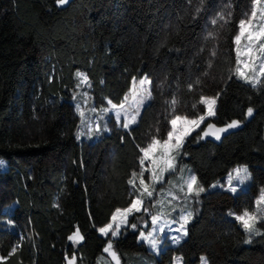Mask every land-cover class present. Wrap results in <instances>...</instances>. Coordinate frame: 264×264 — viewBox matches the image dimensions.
Returning <instances> with one entry per match:
<instances>
[{
	"label": "trees",
	"instance_id": "trees-1",
	"mask_svg": "<svg viewBox=\"0 0 264 264\" xmlns=\"http://www.w3.org/2000/svg\"><path fill=\"white\" fill-rule=\"evenodd\" d=\"M253 3L0 0V264H97L109 241L99 228L139 194L129 181L142 171L141 149L164 141L174 116H204V97L217 99L215 115L180 157L204 191L191 200L186 239L160 262L264 264V219L249 239L232 215L254 212L264 186V74L257 86L238 76L235 41ZM78 71L98 108L121 104L133 78L148 75L152 98L138 123L82 140ZM233 121L240 126L219 141L204 135ZM240 166L252 175L247 190L210 189ZM149 217L131 216L136 229L112 240L121 264L153 260L139 242ZM77 229L84 239L69 240Z\"/></svg>",
	"mask_w": 264,
	"mask_h": 264
},
{
	"label": "rangeland",
	"instance_id": "rangeland-1",
	"mask_svg": "<svg viewBox=\"0 0 264 264\" xmlns=\"http://www.w3.org/2000/svg\"><path fill=\"white\" fill-rule=\"evenodd\" d=\"M253 9H255L257 13L255 18L251 16ZM262 10H264V0H261V3L259 5L253 3V7L250 14L245 19H243L245 21L251 20L252 27L247 29L244 35H241L239 29L237 35H241V39L239 42H236L238 69L242 70L248 77V79L240 77L239 75L238 76L245 82H248L254 86H257L260 83V80L264 74V72L261 71V68L264 67V52H261L259 50V46L261 43H264V40L258 42H250L247 38V31L258 32L261 28H264V11ZM249 49H251L250 54H246L249 53ZM245 65H247V67H245ZM78 73L83 74V76H78L79 86L76 95L77 109L81 116V127L79 130V136L82 140L97 139L103 133H110L114 127H119L125 130V128H123V124L126 122V119H131L132 115H136L134 108H138L139 114L136 116V122L130 124L129 128L133 125H136L140 119L143 109L148 105L152 98V81L148 77V75H144L141 78L147 77V79L151 81L150 85L146 84V91L142 93L141 86L139 85V80L141 78L137 80L135 96L131 87L129 93L127 94V100H125V98L123 100L124 110H122L121 119L118 124L114 118L113 112L106 110L111 109L112 104H120L111 103L102 108L96 107L92 103L88 92L90 83L87 75L83 71H78ZM84 77L87 78L86 81L84 80ZM148 93H150V96L147 99H144L141 104H137V101L141 99V95L143 94L147 96ZM204 98H209L215 101V103L212 104V111L215 113L217 99L212 97ZM202 101L205 103L208 112L207 102L204 99H202ZM124 111H127L129 113L127 118L123 114ZM207 112L204 115V121L201 122L200 126L194 131H192L190 135L198 131L207 118L213 117L215 115L214 114L213 116H208ZM183 118L185 117H182L181 121H179L175 126V131L177 133H179V131L185 126ZM198 119L199 118H196L195 120ZM97 125H99V128H97ZM227 125L220 127L214 125V127L211 129L207 127L205 131L208 132V137L219 141L225 133L238 128L240 126V123L235 128L228 129L225 132H218L217 135L219 136V139H217L215 135H212V133L217 132L218 129L226 128ZM171 131H173L172 125ZM190 135L184 138L179 151L173 150L171 152V163L173 165L172 169H168L167 166L163 163L165 159H168V156L165 155L161 146H157L156 150L150 153L147 159H144V164L142 166L141 171V173L143 172V176H141L140 173L137 177L133 179L134 185L138 188L139 191L137 197H139L142 201L140 210L134 211L133 213L128 215L126 225L121 223L119 217L115 222H113L111 219L110 223H113V229L116 228L117 224H120V231L116 236H113L111 231L108 233V235L100 233L102 236L108 238L109 241H111L112 248L109 249V251L107 252L104 251V253L99 256L97 264H117V261L119 262V264H121L119 255L113 247L112 240L118 238L122 229L130 225L129 219L131 218V216L135 215L136 213H141L144 210H146V212L150 214L148 221L149 225L148 227H146V222L141 223L143 229L140 231V233H143V237L139 235V242H145L147 244L148 249L153 252V260L143 259V264H183L181 256H175L172 260V263H162L160 261L162 260V252L165 251L167 247H175L180 242L186 239L187 235H183L181 225H183V228L187 231V224L191 221L193 217V212L190 206L191 200L193 198V195H197L202 192L200 191L202 187L198 183L192 168L187 163L180 161L182 147L186 139ZM162 143L163 141H161V144ZM173 143H175V140H173ZM153 159L157 161L155 165L152 163ZM0 165L4 166L5 163L3 161H0ZM193 177H195L196 183L193 185V190L190 192L188 185L191 183ZM141 178L143 179L144 184L147 185L148 191L152 193L151 197H148L146 194H144V185L140 183ZM241 181H243V183H241ZM251 183L252 175L249 168L247 166H240L235 168L223 180L215 182L210 187V189L225 190L232 192L231 188H235L236 191L232 193H238L239 191L247 190ZM261 196H264V186L261 190L258 199ZM189 213L191 215L185 223L182 217L189 216ZM244 213L245 212L241 214L232 213V215L237 218L238 216H241ZM248 213L251 216L255 217V219L250 221L253 224L254 233L256 230L257 220L264 219V201H261L259 204L256 201L255 211ZM152 217H156V220L153 221ZM247 233L248 238L250 239L252 234L250 235L248 231ZM173 238L179 239V243H175ZM150 240H154L156 242V248L152 247V245L149 243ZM108 242L105 248L107 247ZM113 252L115 253V257L113 256ZM199 264H208L207 257L202 256Z\"/></svg>",
	"mask_w": 264,
	"mask_h": 264
},
{
	"label": "snow or ice",
	"instance_id": "snow-or-ice-1",
	"mask_svg": "<svg viewBox=\"0 0 264 264\" xmlns=\"http://www.w3.org/2000/svg\"><path fill=\"white\" fill-rule=\"evenodd\" d=\"M57 2L60 5H64L68 2V0H57ZM261 3V0H254V4L259 5ZM264 11V10H262ZM257 15L256 10L253 9L251 16L253 18H255ZM212 23H216L215 20L212 21ZM252 24H251V20L249 21H245V20H240L239 21V29H240V33L241 35H244L246 30L251 28ZM241 35H237L235 37L236 42H239L241 39ZM247 38L250 42H258L261 40H264V28H261L258 32H253V31H247ZM259 50L261 52H264V43H261L259 46ZM251 49H249V53L246 54H250ZM245 67H247V65H245ZM261 71L264 72V67L261 68ZM237 73L240 77H243L245 79H248V77L245 75V73L240 70L237 69ZM78 76H83V74L81 73H77ZM84 80L86 81L87 78L84 77ZM151 81H149L147 79V77L141 78L139 80V85L141 86V92H145V85L149 84L150 85ZM132 90H133V94L135 96V90H136V81L135 78H133V86H132ZM150 96V93H148L147 96L145 95H141V99L139 101H137V104H141L143 102L144 99H147ZM207 104H208V112L207 115L208 116H213L215 113L212 111V104L215 103L214 100L209 99V98H203ZM125 100H127V96L125 97ZM109 104H111V101L108 102ZM122 110H124V103L122 102L120 105H111V109L106 110V111H112L115 120L117 121V123L119 124V121L121 119V113ZM134 111L136 112V115H132L131 119H126V122L123 124V128L128 129L130 124H133L136 122V116L139 114L138 108H134ZM248 115L250 116L252 114V109L249 108L248 110ZM124 116L127 118L129 113L127 111L123 112ZM182 117H180L179 115L175 116L173 119H171L170 123L173 127V131H169L167 133V138L163 141V143L161 144L160 140L157 139H153L152 143L149 144L147 147L141 149V151L144 153V158H142L140 160V164L143 165L144 164V159H147L149 157V154L154 152L157 148V146H161L163 148V151L165 153L166 156H168V159H165L163 161V163L167 166L168 169H172L173 165L171 163V152L173 150L179 151V149L182 146V142L184 140L185 137H187L188 135H190V133L192 131H194L196 128H198L200 126V123L204 121L205 117L204 116H200L198 120H189L186 117L183 118L184 120V124L185 126L179 131V133H177L175 131V126L177 125V123L179 121H181ZM239 124V121H233L232 123L228 124L226 126V128H221L218 129L217 132L212 133V135H215L217 139H219V136L217 135L218 132H225L228 129H232L237 127ZM207 127L209 129L213 128L214 125L212 124H208ZM97 128H99V125H97ZM204 135L207 136L208 132L205 131ZM173 140H175V143H173ZM152 163L155 165L157 163V161L155 159L152 160ZM239 171V170H238ZM133 176H135V173H133ZM141 176H143V172L141 173ZM140 183L142 185H144V194H146L148 197L152 196V193L148 191L147 189V185L144 184L143 179L141 178ZM196 183V179L195 177L192 178L191 183L188 185L189 191L191 192L193 190V185ZM241 183H243V181H241ZM129 184L134 185V180H130ZM200 191H204L203 188L200 189ZM232 192H235L236 189L235 188H231ZM261 201H264V196H261L258 200L257 203L259 204ZM142 204V201L139 197L135 198L132 200L131 204L129 207L121 210V209H116L115 213L112 215L111 219L113 222L117 221V218H120V221L122 224H127V217L129 214L133 213L134 211H139L140 210V206ZM190 213L189 216H185L182 217V219L185 221V223L187 222L188 218L190 217ZM247 217V218H246ZM238 220L243 222V227L244 229H246L249 234L251 235L254 231L253 229V224L250 222L251 220L255 219V217L251 216L248 212H245L243 215L238 216L237 217ZM152 220L155 221L156 217H152ZM130 227L132 229H136L137 225L136 224H132L130 225ZM181 230L183 232V235H187V231L186 229L183 228V225H181ZM112 232L113 236H116L119 231H120V224L116 225V228L113 229V223H108L106 224L104 227L99 228V232L104 234V235H108L109 232ZM140 235L143 237V233H140ZM69 240H76L77 242L81 241L84 239L83 236L79 235V229L76 230V232L68 237ZM175 243H179V239L173 238ZM149 243L152 245L153 248H156V242L154 240H150ZM112 248V244L111 241L108 242L107 247L104 249L105 252L109 251V249ZM113 256L115 257V253L113 252ZM74 259H68L67 260V264H74ZM5 257H0V261H4ZM117 264H119V262L117 261Z\"/></svg>",
	"mask_w": 264,
	"mask_h": 264
}]
</instances>
